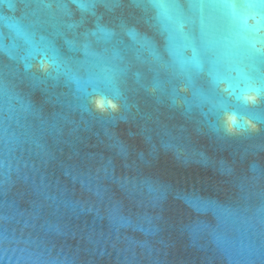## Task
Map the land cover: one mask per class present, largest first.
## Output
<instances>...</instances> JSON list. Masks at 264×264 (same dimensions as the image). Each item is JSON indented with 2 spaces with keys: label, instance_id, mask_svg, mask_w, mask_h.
I'll return each instance as SVG.
<instances>
[{
  "label": "water",
  "instance_id": "95a60500",
  "mask_svg": "<svg viewBox=\"0 0 264 264\" xmlns=\"http://www.w3.org/2000/svg\"><path fill=\"white\" fill-rule=\"evenodd\" d=\"M0 264H264V0H0Z\"/></svg>",
  "mask_w": 264,
  "mask_h": 264
},
{
  "label": "snow or ice",
  "instance_id": "6c2138e0",
  "mask_svg": "<svg viewBox=\"0 0 264 264\" xmlns=\"http://www.w3.org/2000/svg\"><path fill=\"white\" fill-rule=\"evenodd\" d=\"M156 6H158V7H159V6H161V5H156Z\"/></svg>",
  "mask_w": 264,
  "mask_h": 264
},
{
  "label": "clouds",
  "instance_id": "9594fccd",
  "mask_svg": "<svg viewBox=\"0 0 264 264\" xmlns=\"http://www.w3.org/2000/svg\"><path fill=\"white\" fill-rule=\"evenodd\" d=\"M7 91V90H6Z\"/></svg>",
  "mask_w": 264,
  "mask_h": 264
}]
</instances>
